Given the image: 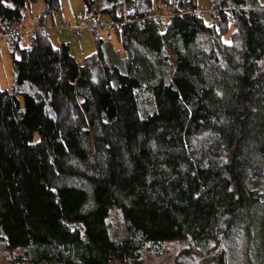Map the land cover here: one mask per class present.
<instances>
[{"label": "trees", "instance_id": "1", "mask_svg": "<svg viewBox=\"0 0 264 264\" xmlns=\"http://www.w3.org/2000/svg\"><path fill=\"white\" fill-rule=\"evenodd\" d=\"M36 1L0 0V21L22 24ZM122 1L83 0L82 14L113 19ZM258 1L210 0L225 10L208 24L180 11L197 0H125L134 10L108 41L125 70L104 35L82 64L48 34L3 43L13 84L0 86V232L25 249L8 264H143L147 242L186 236L251 249L264 208V0L247 7ZM61 9L43 0L37 25ZM160 9L171 13L163 31ZM79 96L99 121L121 229L100 202Z\"/></svg>", "mask_w": 264, "mask_h": 264}, {"label": "rangeland", "instance_id": "2", "mask_svg": "<svg viewBox=\"0 0 264 264\" xmlns=\"http://www.w3.org/2000/svg\"><path fill=\"white\" fill-rule=\"evenodd\" d=\"M256 2V0H253ZM262 1V0H260ZM251 4L247 7L258 5ZM61 10L55 15L47 13L45 23H60L63 18H71L77 13H85L83 0H60ZM264 6V2H260ZM262 7V6H260ZM210 0H197L198 10H209ZM249 11V8H246ZM43 13V0H37L36 3L27 7L26 17L22 22L23 26H33ZM230 13V11H226ZM54 16V21H53ZM105 18V17H103ZM208 24H212V17H204ZM234 30L231 25L230 30L224 35L225 42H230L231 33ZM103 38V32L100 30L91 33L85 31L83 37L78 40L71 39L69 34H55L48 32V38L53 46H58L61 42L70 45L72 54L76 57L79 64L84 59L96 51V36ZM105 55L111 63H114L122 70H125V52L118 41L108 42L103 39L101 46ZM13 84V66L7 44H2L0 49V86L2 88H11ZM77 108L79 119L82 125L83 134L86 139L87 149L90 156V164L93 170L95 181L98 182L99 198L105 216L114 223L116 228H122V222L118 215L119 200L116 188L111 174H105V148L102 142V134L95 113L93 103L86 98L79 96L77 98ZM110 206L112 208H110ZM262 210L261 222L259 226V237L256 243L251 245V249L246 248L244 244H238L239 252L227 250L228 244H217L213 239H192L190 236L184 238L165 241L157 250L152 248V243L147 242L141 253L143 264H264V208ZM112 213V215H110ZM23 247H9L6 240L0 232V264H8L9 259L18 252H23ZM45 264V263H41ZM110 264H122L120 262H111Z\"/></svg>", "mask_w": 264, "mask_h": 264}, {"label": "built area", "instance_id": "3", "mask_svg": "<svg viewBox=\"0 0 264 264\" xmlns=\"http://www.w3.org/2000/svg\"><path fill=\"white\" fill-rule=\"evenodd\" d=\"M134 10V5L132 3L125 2L123 0L115 10V18L113 19H103L96 17H86L82 13H78L74 16L72 20H62L60 23H52L48 25L43 23L42 25L33 26H23L12 25L6 27L4 23L0 21V48L4 42L11 41L13 43H20L21 41H27L29 35L36 32L42 34H48L49 31L59 34L68 33L69 37L74 40H78L83 37L84 32L87 30L91 33L100 30L103 32L106 41L113 39L114 33L120 29L124 24L129 22V14ZM224 7L210 8L209 10H198L193 9L191 5H187L181 8V12L190 13L194 11L200 16H211L214 19H220ZM151 16L156 20L160 31L165 30L167 26V21L171 16L170 12H166L162 9L154 11Z\"/></svg>", "mask_w": 264, "mask_h": 264}]
</instances>
